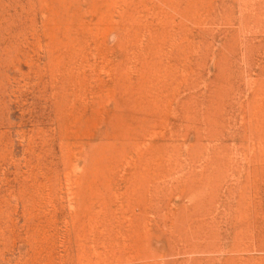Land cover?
<instances>
[{
	"label": "rangeland",
	"instance_id": "374dc122",
	"mask_svg": "<svg viewBox=\"0 0 264 264\" xmlns=\"http://www.w3.org/2000/svg\"><path fill=\"white\" fill-rule=\"evenodd\" d=\"M0 264H264V0H0Z\"/></svg>",
	"mask_w": 264,
	"mask_h": 264
}]
</instances>
